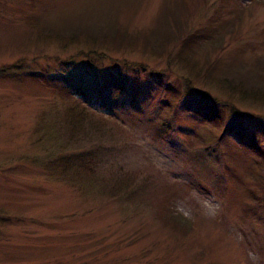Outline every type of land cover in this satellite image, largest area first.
<instances>
[{
  "label": "rangeland",
  "instance_id": "1",
  "mask_svg": "<svg viewBox=\"0 0 264 264\" xmlns=\"http://www.w3.org/2000/svg\"><path fill=\"white\" fill-rule=\"evenodd\" d=\"M260 58L264 0H0V264H264Z\"/></svg>",
  "mask_w": 264,
  "mask_h": 264
},
{
  "label": "trees",
  "instance_id": "2",
  "mask_svg": "<svg viewBox=\"0 0 264 264\" xmlns=\"http://www.w3.org/2000/svg\"><path fill=\"white\" fill-rule=\"evenodd\" d=\"M239 6H241V5H239ZM176 10H177V8H176ZM167 11H169V13H167L166 16H168L170 14V16L166 17V18H168L167 21H169L172 26L177 25V27H179V32L175 34L176 35V40L175 41H178V42L179 41H182L183 40V36H185V33H184L185 29L184 28H187V27H184V25H182V24H178V23L176 24V22L174 24L170 20V18L174 17L176 15V12L175 13H172L174 11L172 9L171 10L172 12H171L170 11V8H167ZM93 25H95V26H89V27L87 26L88 27L87 28V31H91V32H89L87 34H93L94 33L96 35H101L102 36V34H104L105 31H108L107 30V27L105 25H97V24H93ZM84 28H86V27H84ZM108 29H109V31L106 32V33L112 35V33L115 30V26H110ZM100 32L102 34H100ZM152 33L156 35L157 34V31L154 30V31H152ZM171 36H173V35H171ZM223 37H224V35H223ZM223 42H224V38H219L218 37L216 40L213 41V43H211V45L210 44L208 45V46H211L210 47V53H205V55H207V58H208L207 61L210 62V64H212L213 62H216L217 61L218 57H214L215 52H216L215 49L217 47L218 48L222 47ZM188 47H189V45H187V48ZM197 52L200 53V51H197ZM192 56H197V53H194ZM198 56H200V55H198ZM257 65H258V67H260V71L258 73H254L255 71L252 72L248 68H247L248 70H246V69L240 70V67H235V66H234V69H233L234 71H232V70L229 71L231 69L230 66L229 67H228V65L224 66L225 67L224 69L227 70V72L225 71V73L221 77V78H223V82L222 83L223 84H229L231 86V89L233 91H236L237 90V88H236L235 85H237V84H243V83H245V84H247V83L252 84L251 87L254 90H263L264 89V58H260V60L258 61V64ZM255 78L258 79V81H255ZM256 88H258V89H256ZM252 89H250V90L249 89H243V91L246 94H250L252 91H254ZM77 102H79V101H77ZM76 106L78 108V111H80V112L79 113L77 112L76 114H72L71 115V119L72 120L79 119V120L84 121L85 116L87 115V111L82 110V108H80V106H81L80 105V102L77 103ZM75 117H77V118H75ZM214 117L216 118V121H218L219 118H220V114L219 113H216L214 115ZM239 129L240 128L238 126H236L235 124L227 123L226 129L224 130V134L225 135H227V134H229V135L236 134L238 136L239 135L241 136L242 135V133L240 132L241 129L240 130ZM83 167H85V165H83ZM174 219H175V221L177 220V222L178 223H181V224L187 223V222H185V220L183 218H180V217H175L174 216Z\"/></svg>",
  "mask_w": 264,
  "mask_h": 264
}]
</instances>
